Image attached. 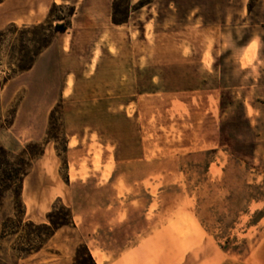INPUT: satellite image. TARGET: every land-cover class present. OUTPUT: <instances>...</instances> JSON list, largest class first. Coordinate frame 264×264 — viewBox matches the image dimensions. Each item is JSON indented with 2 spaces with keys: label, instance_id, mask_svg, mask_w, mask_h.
<instances>
[{
  "label": "rangeland",
  "instance_id": "obj_1",
  "mask_svg": "<svg viewBox=\"0 0 264 264\" xmlns=\"http://www.w3.org/2000/svg\"><path fill=\"white\" fill-rule=\"evenodd\" d=\"M35 26L53 39L32 69H1L0 147L33 155L20 211L11 193L0 203V264H74L84 246L95 264H130L114 256L144 230L146 190L154 202L157 190L196 192L199 234L224 248L258 238L264 0L0 3V32ZM57 209L72 225L38 253L16 252L21 234L2 238L6 221L43 225Z\"/></svg>",
  "mask_w": 264,
  "mask_h": 264
},
{
  "label": "crops",
  "instance_id": "obj_2",
  "mask_svg": "<svg viewBox=\"0 0 264 264\" xmlns=\"http://www.w3.org/2000/svg\"><path fill=\"white\" fill-rule=\"evenodd\" d=\"M254 45L255 54L257 52L260 57L264 51H257V44ZM144 183L151 188L154 185L149 180L141 182ZM145 194L151 203L143 209L141 227L144 230L114 256L115 263L124 259L130 260V264H264V229L254 242L245 244L243 249H227L214 238L199 234L203 227L198 219L200 201L196 192L157 190V202H154L150 190ZM263 220L264 215L253 227L261 226ZM95 258L97 264L98 254Z\"/></svg>",
  "mask_w": 264,
  "mask_h": 264
},
{
  "label": "trees",
  "instance_id": "obj_3",
  "mask_svg": "<svg viewBox=\"0 0 264 264\" xmlns=\"http://www.w3.org/2000/svg\"><path fill=\"white\" fill-rule=\"evenodd\" d=\"M3 1L0 0V3ZM53 31L65 32L66 28L64 25H55ZM27 37L30 39L26 40ZM52 39L53 33L40 26L21 29L10 27L0 32V90L10 76L30 71L35 60L47 49ZM3 67L9 69L10 76L1 77L4 74L1 71ZM32 155L29 147L18 155L8 153L0 147V203L5 194L11 193L18 211H20L22 181L26 176ZM70 225H72V219L68 211L57 209L48 214L46 224L43 225L24 224L21 220L6 221L2 225V238L6 235L21 234L16 252L28 256L38 253L58 230ZM74 264H95V262L84 246L76 251Z\"/></svg>",
  "mask_w": 264,
  "mask_h": 264
},
{
  "label": "bare ground",
  "instance_id": "obj_4",
  "mask_svg": "<svg viewBox=\"0 0 264 264\" xmlns=\"http://www.w3.org/2000/svg\"><path fill=\"white\" fill-rule=\"evenodd\" d=\"M69 84H70V83H69ZM98 263H99V264L102 263V258H101V256H99V255H98ZM98 263H97V264H98Z\"/></svg>",
  "mask_w": 264,
  "mask_h": 264
}]
</instances>
